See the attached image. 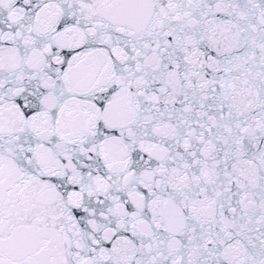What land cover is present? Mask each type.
I'll return each mask as SVG.
<instances>
[{
	"label": "snow or ice",
	"instance_id": "6c2138e0",
	"mask_svg": "<svg viewBox=\"0 0 264 264\" xmlns=\"http://www.w3.org/2000/svg\"><path fill=\"white\" fill-rule=\"evenodd\" d=\"M0 264H264V0H0Z\"/></svg>",
	"mask_w": 264,
	"mask_h": 264
}]
</instances>
